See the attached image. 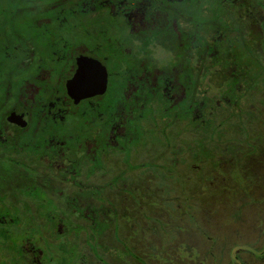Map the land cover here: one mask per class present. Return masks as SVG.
Returning a JSON list of instances; mask_svg holds the SVG:
<instances>
[{"label":"flooded vegetation","instance_id":"flooded-vegetation-1","mask_svg":"<svg viewBox=\"0 0 264 264\" xmlns=\"http://www.w3.org/2000/svg\"><path fill=\"white\" fill-rule=\"evenodd\" d=\"M263 151L264 0H0V264H129L157 195Z\"/></svg>","mask_w":264,"mask_h":264},{"label":"rangeland","instance_id":"rangeland-1","mask_svg":"<svg viewBox=\"0 0 264 264\" xmlns=\"http://www.w3.org/2000/svg\"><path fill=\"white\" fill-rule=\"evenodd\" d=\"M257 156L264 161V151ZM257 168L245 194L246 185L240 190L231 175L225 181L173 183L172 190L181 194L166 200L157 195L154 213L148 211L154 220L138 216L145 231L131 221L139 247L124 248L135 241L126 242L123 233L121 259L131 264L130 252L140 257L139 264H264V164Z\"/></svg>","mask_w":264,"mask_h":264},{"label":"water","instance_id":"water-1","mask_svg":"<svg viewBox=\"0 0 264 264\" xmlns=\"http://www.w3.org/2000/svg\"><path fill=\"white\" fill-rule=\"evenodd\" d=\"M80 73V72H79Z\"/></svg>","mask_w":264,"mask_h":264}]
</instances>
